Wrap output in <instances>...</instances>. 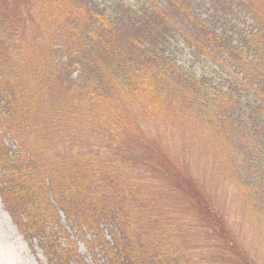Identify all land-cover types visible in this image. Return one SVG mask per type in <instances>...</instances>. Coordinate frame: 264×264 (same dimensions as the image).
Returning a JSON list of instances; mask_svg holds the SVG:
<instances>
[{
    "label": "trees",
    "instance_id": "trees-1",
    "mask_svg": "<svg viewBox=\"0 0 264 264\" xmlns=\"http://www.w3.org/2000/svg\"><path fill=\"white\" fill-rule=\"evenodd\" d=\"M236 1L253 22L237 18L234 0H215L229 9L212 12L192 0H120L112 9L99 0H0V194L51 264H84L59 209L75 234L92 233L86 245L103 252L95 264H190L179 254L180 223L193 221L181 217V201L180 214L157 205L165 197L159 163L178 183L165 182L168 190L198 206L197 221L226 245L229 263L258 264L232 220L226 226L183 162L172 161L166 120L187 131L179 139L188 143L217 127L232 185L262 236L264 0ZM180 116L190 122L180 125ZM144 184L157 188L155 206ZM47 221L55 222L51 235ZM61 236L73 246L61 247Z\"/></svg>",
    "mask_w": 264,
    "mask_h": 264
},
{
    "label": "rangeland",
    "instance_id": "rangeland-1",
    "mask_svg": "<svg viewBox=\"0 0 264 264\" xmlns=\"http://www.w3.org/2000/svg\"><path fill=\"white\" fill-rule=\"evenodd\" d=\"M102 5L108 9H112L116 6V2L120 0H99ZM128 2H134V0H127ZM194 9L202 11H211L212 9H229L224 6L218 7L215 0H192ZM231 3V1H229ZM231 9H241V12L237 15V18L242 15L244 20L248 21L250 13H246L244 9H248L242 5H238L237 1L234 0ZM251 0H249V4ZM227 7V2L223 3ZM196 6V7H195ZM212 12V11H211ZM229 15V12H228ZM250 21L253 22L250 16ZM191 62H188L190 64ZM197 68H201L208 75L216 76V72L212 70L206 63H196ZM198 73H202L197 70ZM166 117H169L166 115ZM187 116H180L176 119L179 120V124L189 123L190 120L186 119ZM169 122V132L173 131V143L170 151L171 159L182 161V166L185 168L186 176L188 179L192 177L194 183H198L199 193L203 198H210L215 201L216 207L222 214L225 225L229 226V220H232L230 226L235 231L238 242L244 246V252L255 259L258 264H264V234L261 236L260 231L256 230V221L253 220L250 213L252 210H245L243 198L241 199V190L235 188L232 185V174L229 171V166H232V160L229 161V145H224V138L219 134L217 127H206L201 128L200 132L194 141L190 143L181 141L179 134L187 131L181 126H176L170 130V126L175 123L170 119L166 118ZM177 123V122H176ZM203 125V122L199 120V126ZM189 126V125H188ZM191 128V126H189ZM191 136V135H190ZM188 135L186 138H190ZM180 138V139H179ZM8 144L9 140L6 138ZM153 140V139H152ZM151 140V141H152ZM12 149H16V145L10 144ZM158 156V155H156ZM232 158V157H231ZM157 172L155 174L164 180V184L161 185L163 191L162 194L165 196L163 200L158 201L157 205L164 208L165 211H169V205H173L172 211L176 210L180 214V209L174 204L176 201L184 203L185 215L181 212V217L184 219H192L193 223L189 225H181V234H183L186 245L182 246L180 256L187 260L190 264H230L229 263V249L219 239L217 235L208 230L198 218L202 217V212L198 210V206L195 207L194 203L188 199L187 196H182L176 192L169 191V185L165 182L172 179L177 183L176 179L172 178L170 174L161 173V169L166 168L160 163L154 166ZM231 174V175H230ZM153 177L152 175H150ZM230 178V179H229ZM152 181H156L157 178H150ZM159 181V180H157ZM162 183L161 181H159ZM178 184V183H177ZM159 185V184H158ZM146 190L143 191L145 195H149L148 204L155 206V201L152 198L155 196L154 184L143 185ZM187 189L185 184L181 186ZM189 192V189H187ZM196 208L197 210H195ZM195 210V211H194ZM197 212V215H196ZM188 214H195V217L189 216ZM238 214L243 217L242 220L236 218ZM243 214V215H242ZM59 215L61 218V224L67 229V232L71 235L69 240H73L76 243L77 251L79 256L83 259L84 264H95V259H102L103 252H97V248H89L86 243L91 239L92 233L90 230L83 229L80 235L75 234L74 229L68 224L66 215L63 210L59 209ZM183 223V222H182ZM179 225V226H180ZM45 231L50 233L53 232L55 227L54 221H47ZM196 227V228H193ZM51 235V234H50ZM106 236L110 239L109 231L106 229ZM65 237H60L61 247H72L73 245L68 243L69 241ZM94 250V251H93ZM0 264H51L43 253L42 247L39 245L38 239L28 238L25 236L23 230L19 227L16 220L11 216L6 204L0 194Z\"/></svg>",
    "mask_w": 264,
    "mask_h": 264
}]
</instances>
